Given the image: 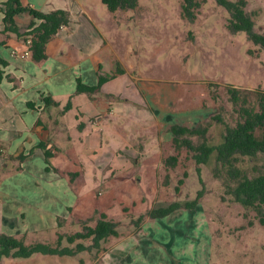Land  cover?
Returning <instances> with one entry per match:
<instances>
[{"label": "rangeland", "instance_id": "1", "mask_svg": "<svg viewBox=\"0 0 264 264\" xmlns=\"http://www.w3.org/2000/svg\"><path fill=\"white\" fill-rule=\"evenodd\" d=\"M246 10L264 34V0H246ZM195 13L193 20L183 14L182 0H138L135 8H117L119 30L105 34L106 42L118 44L110 73L120 67L127 74L115 80L121 90L110 95L113 121L88 122L93 134L78 179L97 180L89 192L92 207L86 215L73 212L51 232L25 233V238L53 240L57 230L94 224L103 210L117 222L119 234L74 255L6 256L0 264H264V224L254 210L223 192L211 172L213 153L201 164L202 182L187 149L177 152L175 166L164 163L176 152L169 130L173 121L207 123L208 141L217 143L224 124L216 114L228 123L235 120L227 84L264 89V47L244 30H232L229 11L216 0H199ZM100 132L104 140L110 137L109 146L97 145ZM113 146L122 148L116 157L108 150ZM200 188L193 208L155 218L147 213L157 203L190 200Z\"/></svg>", "mask_w": 264, "mask_h": 264}, {"label": "crops", "instance_id": "2", "mask_svg": "<svg viewBox=\"0 0 264 264\" xmlns=\"http://www.w3.org/2000/svg\"><path fill=\"white\" fill-rule=\"evenodd\" d=\"M21 1L42 11L64 8L70 20L47 42V57L39 62L24 53L22 39L0 32V58L6 61L4 64L0 61L3 70L0 80V230L15 235L51 232L57 225L58 215L65 218L73 212L86 215L92 207L89 192L93 193L97 180L92 179L89 184L88 179H78L85 169L86 152L93 134L88 122L103 125L104 119L113 121L116 111L110 95L121 90L115 88V80L127 74L126 70L116 73L92 93L75 92L77 76L85 83L94 84L98 69L112 71L116 48L112 41L106 42L105 34L119 30L120 20L114 17L117 9L105 7L102 0L103 3L100 0ZM1 17L0 9V21ZM16 19L23 30L32 17L21 13ZM116 51L119 53V48ZM48 96L57 103L46 104ZM68 100L71 106L62 111ZM168 114L167 111L162 115L165 121ZM120 134L126 142L125 134L122 131ZM102 137L103 132H100L99 148L111 143L110 137L106 140ZM40 142L52 152L50 168H46L44 152L37 146ZM30 149V155L20 162L19 169L15 168V161L5 158V154L28 153ZM120 149L121 146H113L108 150L116 157Z\"/></svg>", "mask_w": 264, "mask_h": 264}, {"label": "trees", "instance_id": "3", "mask_svg": "<svg viewBox=\"0 0 264 264\" xmlns=\"http://www.w3.org/2000/svg\"><path fill=\"white\" fill-rule=\"evenodd\" d=\"M110 10L117 8L134 7L137 0H102ZM222 4L230 13L227 25L234 31L244 30L249 39L264 47V34L255 29V21L246 10V0H216ZM199 0H182L183 14L194 19L195 10ZM0 9L2 17L0 21V32L5 35H15L24 42L30 37L29 48L31 57L35 61H42L47 57L46 44L53 38L62 25L68 24L69 12L64 8L51 9L49 11L39 10L21 0H1ZM28 13L32 19L28 26L21 30L17 22V15ZM4 64L6 61L0 58ZM124 70L109 73L98 69V79L94 84H88L76 77L75 92L92 93L99 89L103 82L121 73ZM3 70L0 68V80ZM9 77V76H7ZM226 91L232 108L235 112V120L228 123L220 114L215 119L224 124L222 139L217 143H210L207 138L208 124L201 123L189 126L181 122L171 123L169 130L172 133V145L175 153H170L164 158L166 166H175L178 161V151L182 148L191 152L195 161V169L199 180L202 182L201 164L208 162L213 153L212 175L217 178L223 188V192L240 202L246 209L254 210L258 220L264 224V89L260 87L247 88L227 84ZM57 103L49 96L45 97V103ZM71 106L68 100L62 111ZM45 160L46 168L52 167L49 157L52 152L47 145L40 142ZM31 153L19 152L16 155L5 154V158L15 161L16 169L21 168L22 162ZM187 172L184 171L183 176ZM184 181L178 178L175 185L179 190V184ZM203 193L200 188L197 195L192 199L184 201L171 200L165 203L154 204L147 213L155 217H163L178 208H193L199 202ZM66 218L57 216L58 227L62 226ZM82 227L74 232H62L57 230L56 238L53 240L33 239L27 241L25 233L19 235L0 232V262L6 256L29 257L34 253L74 255L81 250L91 247L99 248L108 237L119 234L117 222L108 217L107 213L100 212L94 224L83 222ZM86 240H90L89 244Z\"/></svg>", "mask_w": 264, "mask_h": 264}, {"label": "built area", "instance_id": "4", "mask_svg": "<svg viewBox=\"0 0 264 264\" xmlns=\"http://www.w3.org/2000/svg\"><path fill=\"white\" fill-rule=\"evenodd\" d=\"M30 42H31V39H30V37H27V39L25 40V49H24V53L26 54V55H30L31 54V50H30V48H29V44H30Z\"/></svg>", "mask_w": 264, "mask_h": 264}]
</instances>
